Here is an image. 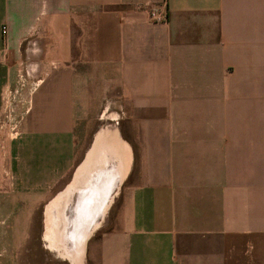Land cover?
I'll use <instances>...</instances> for the list:
<instances>
[{"label": "crops", "instance_id": "0c3cea01", "mask_svg": "<svg viewBox=\"0 0 264 264\" xmlns=\"http://www.w3.org/2000/svg\"><path fill=\"white\" fill-rule=\"evenodd\" d=\"M1 27L0 250L53 203L80 264H264V0H0Z\"/></svg>", "mask_w": 264, "mask_h": 264}, {"label": "rangeland", "instance_id": "374dc122", "mask_svg": "<svg viewBox=\"0 0 264 264\" xmlns=\"http://www.w3.org/2000/svg\"><path fill=\"white\" fill-rule=\"evenodd\" d=\"M82 143L77 144V146H82ZM2 169H0L1 171ZM3 172V171H2ZM53 204V203H52ZM49 205L46 211L47 221L49 222L51 218H55L54 213L59 210L57 206ZM58 205V204H57ZM44 221L33 226L31 232V238L28 240V246L30 250H0V264H68L65 259L58 256L59 250H49L46 248V242L48 239L44 238L45 232ZM54 225L51 223L50 228ZM39 234V236H38ZM37 235V236H36ZM65 245L70 243V240L63 239ZM69 245V244H68ZM89 258L91 259V250L88 251Z\"/></svg>", "mask_w": 264, "mask_h": 264}, {"label": "bare ground", "instance_id": "6f19581e", "mask_svg": "<svg viewBox=\"0 0 264 264\" xmlns=\"http://www.w3.org/2000/svg\"><path fill=\"white\" fill-rule=\"evenodd\" d=\"M72 186L73 183L68 187V189H71ZM58 207H59L58 211H61L62 205L59 204ZM51 223L54 225L52 228H50ZM64 224L65 222L61 219L60 215H59V220H54V221L50 220L48 222L46 218L44 238L48 239L46 242L47 248L49 250L57 249L60 251V255L73 262V264H80L82 258V244L79 246L78 250L68 249L70 245H65L63 238L61 237L62 231L64 229Z\"/></svg>", "mask_w": 264, "mask_h": 264}, {"label": "built area", "instance_id": "2783aa9c", "mask_svg": "<svg viewBox=\"0 0 264 264\" xmlns=\"http://www.w3.org/2000/svg\"><path fill=\"white\" fill-rule=\"evenodd\" d=\"M134 9L136 11H141L144 12L147 19L149 21L152 22H162L165 20V14L164 12H161L160 10H158L156 7L153 6H149L147 4H136L134 6ZM2 36L5 35V29L4 27H1L0 30ZM16 136V130H15V126L12 124H10L9 126H7V130H6V137H8L9 139L14 138ZM2 148V144H0V149Z\"/></svg>", "mask_w": 264, "mask_h": 264}, {"label": "flooded vegetation", "instance_id": "af4514ba", "mask_svg": "<svg viewBox=\"0 0 264 264\" xmlns=\"http://www.w3.org/2000/svg\"><path fill=\"white\" fill-rule=\"evenodd\" d=\"M58 256H59L60 258H62V259H65L67 262H69V263H71V264L73 263V262H71L70 260L64 258L62 255H60V253L58 254Z\"/></svg>", "mask_w": 264, "mask_h": 264}]
</instances>
